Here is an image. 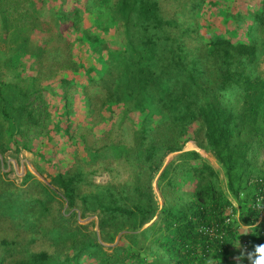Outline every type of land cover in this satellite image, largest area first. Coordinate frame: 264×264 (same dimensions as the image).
Returning <instances> with one entry per match:
<instances>
[{
	"label": "trees",
	"instance_id": "trees-1",
	"mask_svg": "<svg viewBox=\"0 0 264 264\" xmlns=\"http://www.w3.org/2000/svg\"><path fill=\"white\" fill-rule=\"evenodd\" d=\"M167 1L0 0V264H250L264 244V0Z\"/></svg>",
	"mask_w": 264,
	"mask_h": 264
},
{
	"label": "rangeland",
	"instance_id": "rangeland-1",
	"mask_svg": "<svg viewBox=\"0 0 264 264\" xmlns=\"http://www.w3.org/2000/svg\"><path fill=\"white\" fill-rule=\"evenodd\" d=\"M61 2L62 5H64V8L69 11L70 13L72 12L73 8L78 6L83 8V3L84 0H80L79 4L77 3H73V0H59ZM232 0H230L231 2ZM240 1L242 4L241 6H243V0H237ZM167 9H174L175 7V2L173 0H168L167 1ZM232 3V2H231ZM217 12V13H216ZM207 13H210V17L208 18L207 23H209L211 25V30L214 33H223L225 30V26L224 23L222 22V13L218 12L216 8H209L206 13L205 16H207ZM208 24V25H209ZM209 29V28H208ZM206 29H202L201 32L204 33L206 32ZM242 34V31H240V35ZM241 37H243V34L241 35ZM110 41L116 45L120 43V35L119 32H113L111 33L110 36ZM6 75L8 76V78L10 77V74H8L7 72H5ZM84 113V108L83 106L79 103L77 104V102L75 101L74 104V117L73 120L78 121L80 116ZM193 145L192 143H188V146L186 149L192 148ZM193 149H195V147H193ZM198 151L205 157H207L210 162L213 164L214 167L218 168V165L216 164V162L214 161V159L212 157H210L208 154H206L204 151L198 149ZM263 159H264V151L262 153ZM169 159V157H168ZM10 166L6 169H10L12 168V173L9 174V176L11 178L16 179L17 182L20 181V177L26 172V171H31L33 174L37 175L34 167L31 164V154L28 152H23L18 158L16 159H10ZM120 172V170L118 171ZM39 177V176H38ZM107 176L103 175L101 178L99 179H106Z\"/></svg>",
	"mask_w": 264,
	"mask_h": 264
},
{
	"label": "clouds",
	"instance_id": "clouds-1",
	"mask_svg": "<svg viewBox=\"0 0 264 264\" xmlns=\"http://www.w3.org/2000/svg\"><path fill=\"white\" fill-rule=\"evenodd\" d=\"M248 225L242 224L239 220L238 224L236 225V228L239 231V236L242 232L248 233V232L252 231L248 227ZM236 245L237 246L239 245V240L236 243ZM247 258L250 261V264H264V244H260V245L255 246L254 251H251L247 254Z\"/></svg>",
	"mask_w": 264,
	"mask_h": 264
},
{
	"label": "built area",
	"instance_id": "built-area-1",
	"mask_svg": "<svg viewBox=\"0 0 264 264\" xmlns=\"http://www.w3.org/2000/svg\"><path fill=\"white\" fill-rule=\"evenodd\" d=\"M262 189H263V194H262V196H261V199H262V207H263V210L262 211H264V182H263V186H262ZM263 215V214H262ZM212 230H210V232H211Z\"/></svg>",
	"mask_w": 264,
	"mask_h": 264
},
{
	"label": "crops",
	"instance_id": "crops-1",
	"mask_svg": "<svg viewBox=\"0 0 264 264\" xmlns=\"http://www.w3.org/2000/svg\"><path fill=\"white\" fill-rule=\"evenodd\" d=\"M193 148V147H192ZM192 148H190V149H192Z\"/></svg>",
	"mask_w": 264,
	"mask_h": 264
}]
</instances>
